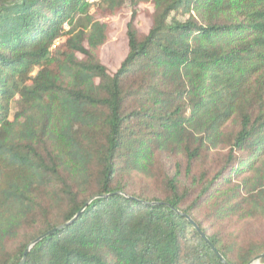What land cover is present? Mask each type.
I'll return each mask as SVG.
<instances>
[{"label":"trees","instance_id":"1","mask_svg":"<svg viewBox=\"0 0 264 264\" xmlns=\"http://www.w3.org/2000/svg\"><path fill=\"white\" fill-rule=\"evenodd\" d=\"M94 6L0 0V264H264V0Z\"/></svg>","mask_w":264,"mask_h":264},{"label":"rangeland","instance_id":"2","mask_svg":"<svg viewBox=\"0 0 264 264\" xmlns=\"http://www.w3.org/2000/svg\"><path fill=\"white\" fill-rule=\"evenodd\" d=\"M94 8L96 9L98 3L102 0H93ZM97 3V4H96ZM153 5L150 2L140 3L134 13L129 3L124 4L121 9L114 15H108L100 20L108 22L111 28V33L107 42L101 49L100 59L101 62L107 67L109 72H113L119 66L121 60L127 51V38H126V25L129 21H132L135 28L140 34H145L152 24ZM219 156V157H218ZM217 160L222 159V155H218ZM139 185H141L140 182ZM202 216V215H201ZM227 225V231L244 238L247 232L251 233L252 237H263L264 236V220L252 221L249 223L239 225ZM234 237V238H235Z\"/></svg>","mask_w":264,"mask_h":264},{"label":"water","instance_id":"3","mask_svg":"<svg viewBox=\"0 0 264 264\" xmlns=\"http://www.w3.org/2000/svg\"><path fill=\"white\" fill-rule=\"evenodd\" d=\"M189 221L191 222V220L189 219ZM193 225H194V227L195 228H197V226L193 223V222H191ZM200 233V235L205 239V241L207 242V244L209 245V247L211 248V250L213 251V253L223 262V263H225V264H228L227 263V261L218 253V251L215 249V247L209 242V240L204 236V234L200 231L199 232ZM37 241V239L36 240H34V241H32L28 246H27V248H26V251L33 245V244H35V242Z\"/></svg>","mask_w":264,"mask_h":264}]
</instances>
